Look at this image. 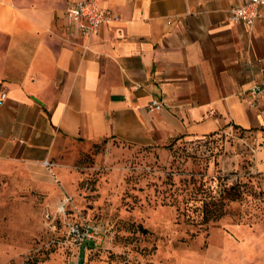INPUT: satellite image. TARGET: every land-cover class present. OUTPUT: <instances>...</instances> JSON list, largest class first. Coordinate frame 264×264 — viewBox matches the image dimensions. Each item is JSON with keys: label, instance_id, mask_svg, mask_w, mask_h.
<instances>
[{"label": "crops", "instance_id": "obj_1", "mask_svg": "<svg viewBox=\"0 0 264 264\" xmlns=\"http://www.w3.org/2000/svg\"><path fill=\"white\" fill-rule=\"evenodd\" d=\"M78 1L0 0V173L50 163L63 140L159 148L264 130V92L241 96L264 74V6L248 28L227 20L247 0H101L115 19L81 39L64 17ZM252 167L264 173V147Z\"/></svg>", "mask_w": 264, "mask_h": 264}, {"label": "rangeland", "instance_id": "obj_2", "mask_svg": "<svg viewBox=\"0 0 264 264\" xmlns=\"http://www.w3.org/2000/svg\"><path fill=\"white\" fill-rule=\"evenodd\" d=\"M262 147L264 130L234 126L159 148L63 140L49 167L0 173V264H264V173L252 167ZM190 178L216 198L220 183H240L242 199L214 223L189 222ZM72 223L101 229L104 244L78 251Z\"/></svg>", "mask_w": 264, "mask_h": 264}, {"label": "built area", "instance_id": "obj_3", "mask_svg": "<svg viewBox=\"0 0 264 264\" xmlns=\"http://www.w3.org/2000/svg\"><path fill=\"white\" fill-rule=\"evenodd\" d=\"M101 0H81L71 3L65 9L64 17L66 29L69 37L79 36L81 39H91L95 37L99 29L112 20L114 15L111 11L101 7ZM264 6V0H247L239 6L232 7L227 12V20L233 24H243L248 28L253 27L257 21L261 7ZM264 92V74L252 82L247 90L241 93L242 97L255 98ZM7 100L6 92H0V106ZM255 104V101L252 105ZM163 109V104L157 99H152L148 105L149 112H159ZM43 166L49 167L50 163L44 161ZM70 198L64 197L62 204L57 209L63 210V206ZM67 237L73 243L74 247L80 251L85 243L92 247H100L104 244V232L91 225L70 224L67 229Z\"/></svg>", "mask_w": 264, "mask_h": 264}, {"label": "trees", "instance_id": "obj_4", "mask_svg": "<svg viewBox=\"0 0 264 264\" xmlns=\"http://www.w3.org/2000/svg\"><path fill=\"white\" fill-rule=\"evenodd\" d=\"M176 140L178 138L174 141ZM181 182V192L184 193L181 201L184 205L186 220L193 223L197 222L199 225H207L220 220L226 214L225 207L227 203L240 201L243 196V191L241 190L243 185L240 183H232L230 185L220 183V191L216 198L211 190L207 192L200 190L202 184H199L198 187L192 186L196 183L194 178L185 179Z\"/></svg>", "mask_w": 264, "mask_h": 264}]
</instances>
